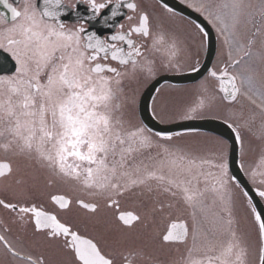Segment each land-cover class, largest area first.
Returning <instances> with one entry per match:
<instances>
[{
    "label": "snow or ice",
    "instance_id": "obj_1",
    "mask_svg": "<svg viewBox=\"0 0 264 264\" xmlns=\"http://www.w3.org/2000/svg\"><path fill=\"white\" fill-rule=\"evenodd\" d=\"M220 38L225 60L209 76L219 81L218 96L205 86L184 119L227 101L230 123L245 150L242 132L262 142L248 178L264 199V0H186ZM0 53L13 62L0 75V153L22 162H0V183L11 198L0 208L21 227L56 249L51 256L21 255L22 242L11 241V228L0 221V246L22 264H264V209L240 188L223 149L198 153L161 143L130 115L141 79L164 68H179L187 44L174 30L176 14L165 0L149 8L143 0H0ZM200 46L209 35L194 25ZM198 69L193 67V71ZM246 109V111H245ZM257 121L259 124L257 126ZM258 134V135H257ZM159 138V139H158ZM244 168L243 163L240 164ZM48 182L73 184L106 205L126 195L147 197L148 213L170 214L181 206L188 220L172 222L160 236V250L183 248L165 259L146 244L126 243L145 216L122 212L124 232L106 241L86 236L30 199L35 173ZM235 189L248 209L255 241L236 215ZM163 197H167L165 200ZM51 199L61 210L72 200ZM150 201V203H148ZM95 213L99 205L77 198ZM60 253L70 254L66 262Z\"/></svg>",
    "mask_w": 264,
    "mask_h": 264
},
{
    "label": "flooded vegetation",
    "instance_id": "obj_2",
    "mask_svg": "<svg viewBox=\"0 0 264 264\" xmlns=\"http://www.w3.org/2000/svg\"><path fill=\"white\" fill-rule=\"evenodd\" d=\"M170 2H180L181 4L188 7L186 0H171ZM145 6L149 8H153L156 6L157 0H143ZM169 6V5H168ZM170 7V6H169ZM190 8V7H189ZM192 9V8H191ZM194 10V9H192ZM5 11L2 5H0V12ZM173 12L176 14V18L173 22V28L177 31L183 40H187L189 36L192 37V34L196 35V29L194 25H197L192 19L187 16L177 12L173 9ZM215 33V37L217 40V49L213 60L210 66L206 69L205 73L196 78L195 80H186V82H162L152 100H151V111L155 118L162 124H170L173 122L185 120L184 118H176L171 116L172 108L170 106H163L162 100L166 94L170 91L177 92L175 90H181L189 87H198L199 83H201L205 78H210L212 80H216L209 76L210 70H219L217 67V59H218V50L220 38L217 36L215 29L212 27ZM197 36V35H196ZM198 37V36H197ZM199 38V37H198ZM207 54V37L204 38V47L200 51H196L193 54L192 66L189 69H184V71L180 70H163L159 71L158 74L154 75L152 79L147 82L143 87L142 82L144 79H141L138 84L134 85L137 88L136 93V104L134 109L129 110L130 115L134 119V122L142 124L146 129L150 130V132L155 136L156 132L150 129L142 120L140 114V103L142 95L145 89L158 77L165 74H180L187 73L193 71V67L200 68L203 64V61ZM223 67V65H222ZM13 62L7 58L6 53H0V75H10L13 72ZM218 89L220 87L219 81L216 80ZM187 91L182 93L181 99L183 97L182 109L183 113L186 111V101L185 96ZM204 117V116H201ZM193 118V117H192ZM161 134L163 136H171V141H165L160 139L161 143L178 145L180 147L187 148L190 144L188 140L184 139L187 135H202L208 134L213 135L211 133L206 132H190V133H174L171 135ZM215 136V135H214ZM217 137V136H216ZM159 139V138H158ZM192 139V138H191ZM257 141L258 139L252 137L250 141ZM260 141V140H259ZM258 141V142H259ZM256 142V143H258ZM260 154L249 153L246 155L239 156V164L243 163L245 165L242 169V172L245 176L246 184L249 190L243 188L241 183L240 188L249 192V195L253 197V202L257 204L258 210L264 209V199H261L255 192V186L251 183L248 178V166L255 165L259 160ZM0 162H11L14 168H23L24 165L19 160L12 158L10 156H5L3 153H0ZM231 175L235 176L232 171L229 169ZM35 175L38 177L34 181V187L31 189L30 199L35 201L38 206L42 207L44 210L54 213L58 216L62 221H67L71 225L75 226L80 232L85 234L86 236L99 238L106 241H112L113 239L119 238L124 229L121 227V222L118 221L117 217L122 212H132L136 214H140L141 216H145V224H139L135 229L131 230L129 235L126 237V243L141 245L146 244L149 247L150 251H154L156 254L160 255L165 259L178 258L182 252L183 248L181 247L179 251L176 250L175 247H165L162 251L160 250V236L166 233V230L170 227L172 222H180L183 220H188L189 213L187 210L183 209L181 206L178 209H174L170 214H155L154 216L148 213L147 208L145 206V201L148 200L147 197H141L138 195H126L119 199L118 205H112L111 207L107 206L105 201L98 198L92 197L84 193L79 187L73 184H61V183H49L47 177L40 172H36ZM237 194L236 199V215L241 220L242 228L250 234V239L255 241V228L251 223V218L248 213V209L244 204L243 200L240 197V189H235ZM62 195L72 200V204L69 210H61L59 206L54 203L51 199L52 196ZM0 198L10 199L11 191L5 190L4 184L0 183ZM77 198L83 199L86 203H97L99 205L98 210L95 213H92L89 210H85L80 207L76 200ZM163 199L167 200V197H163ZM150 203V201H148ZM15 214H9L6 210L0 208V221H3L8 227L11 228V232L6 233L8 238L13 241L22 242L23 250L21 255H25L26 253H31L33 256H38L43 253L46 256H51L54 251H56L53 245H49L44 242L42 236H34L32 234V226L29 224L27 228L21 227V225L12 222V217ZM59 258L63 261H68L70 259V254L60 253ZM0 264H22L20 260H13L12 257L6 256L4 249L0 246ZM118 264H120L118 258Z\"/></svg>",
    "mask_w": 264,
    "mask_h": 264
},
{
    "label": "rangeland",
    "instance_id": "obj_3",
    "mask_svg": "<svg viewBox=\"0 0 264 264\" xmlns=\"http://www.w3.org/2000/svg\"><path fill=\"white\" fill-rule=\"evenodd\" d=\"M187 44V52L180 57V67L177 68H164L160 71H167V70H180L184 71V69H189L192 65L193 61V54L196 51H200L204 47L200 46V40L195 35L192 34V37L189 36L187 40H184ZM225 56H224V48L222 45V42L219 43V50H218V59L216 61L217 67L220 69L222 68V65L224 63ZM159 71L156 73L158 74ZM152 78L144 80L142 82L143 87L147 82H149ZM207 87L210 92H214L218 96H223L221 92L218 90V85L216 80H212L210 78H205L201 83H199L198 87H189L181 90H175L177 92L170 91L169 96L166 94L165 97H163V106H170L172 108L171 116H174L176 118H182L183 117V109H182V102L183 97L181 99L182 93L185 94L187 91V96H185L186 101V110L190 107H194L200 100L202 95V88ZM228 102L227 101H220L218 100L216 104H214L212 107L205 109L202 112L196 113L194 117H201V116H213L220 119L225 120V117L228 115ZM246 111V109H245ZM231 123V122H230ZM259 124V121H257V126ZM242 135L244 137V143H245V150L243 155L253 153V154H261V148H262V142L259 141L256 135H253L248 132H242ZM258 135V134H257ZM184 139L188 140V143L190 144L187 148L198 153H215L218 152L220 149H223L224 155L228 162V152H229V144L227 141L220 137H216L214 135H208V134H202V135H187L183 136ZM256 138L257 141H250V138ZM192 138V139H191ZM259 141V142H258ZM258 142V143H256Z\"/></svg>",
    "mask_w": 264,
    "mask_h": 264
},
{
    "label": "water",
    "instance_id": "obj_4",
    "mask_svg": "<svg viewBox=\"0 0 264 264\" xmlns=\"http://www.w3.org/2000/svg\"><path fill=\"white\" fill-rule=\"evenodd\" d=\"M170 1L171 0H165V2L169 4L171 7H173L175 10L193 19L197 24L202 26L205 29V31L209 33V35L207 36V55L203 62V65L197 71L184 73V74L163 75L158 79H156L153 83H151V85L144 92L143 97L141 99L140 113L142 119L147 126L160 132L174 133V132H183V131L203 130L218 134L221 137L227 139L230 143V151H229L230 169L243 184L244 188L249 190L247 184L244 181V176L238 164L239 143L238 140H236L235 131L233 127L230 126V124L225 123V121L220 119L202 118V119L185 120L170 125H163L159 123L151 113L150 102L160 83H162L163 81L186 82V80H195L196 78L201 76L210 66L211 60L216 50V40L214 37L213 30L209 25V23L201 15L183 6L182 4L174 3V2L172 3Z\"/></svg>",
    "mask_w": 264,
    "mask_h": 264
}]
</instances>
